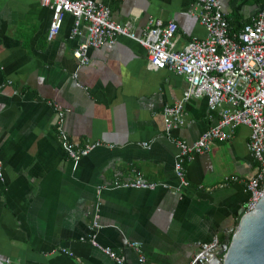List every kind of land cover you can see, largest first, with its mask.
<instances>
[{
	"label": "crops",
	"instance_id": "crops-1",
	"mask_svg": "<svg viewBox=\"0 0 264 264\" xmlns=\"http://www.w3.org/2000/svg\"><path fill=\"white\" fill-rule=\"evenodd\" d=\"M94 1L110 8L115 23L130 22L137 36L151 19L175 22V50L207 35L193 16L194 0ZM218 1L234 32L264 5ZM50 20L40 0H0V263L115 264L92 237L124 264H139L132 242L144 264H190L198 243L225 244L255 171L249 129L235 128L228 141L186 161L188 185L181 186L176 141L193 143L217 124V111L205 97L190 98L183 125L167 134L163 110L182 99L184 76L149 70L145 48L123 36L91 49L89 64L79 67L72 17L52 36ZM66 141L98 145L73 162ZM138 177L168 188L123 187Z\"/></svg>",
	"mask_w": 264,
	"mask_h": 264
},
{
	"label": "built area",
	"instance_id": "built-area-1",
	"mask_svg": "<svg viewBox=\"0 0 264 264\" xmlns=\"http://www.w3.org/2000/svg\"><path fill=\"white\" fill-rule=\"evenodd\" d=\"M40 3L51 12L50 36L58 34L65 16L72 17L71 37L81 39L73 51L79 67L89 64L91 49L113 46L117 38L123 36L145 48L149 70L166 69L186 78L188 88L182 99L164 107L163 121L167 134L171 129L183 125V105L190 98L205 97L209 110L217 111V124L193 143L176 141L178 154L174 162V174L181 186L188 185L184 178L186 161L208 151L212 142L228 141L235 128L247 127L250 131L248 149L256 166L253 176L245 184L248 200L243 214L254 210L264 193V5L248 23L234 32L218 0H194L192 13L205 28L206 38L193 39L182 50H175L177 25L173 21L164 24L151 19L142 35L137 36L130 22L124 25L115 23L110 8L102 2L40 0ZM56 108L59 111L56 127L58 134L63 136V111ZM97 145L66 141L64 149L68 160L78 162ZM123 187L138 190L168 188L166 184L148 183L140 177L123 184ZM93 238L92 245L102 254L115 264H124V257L118 256L108 247H101ZM130 245L139 253L138 263L144 264L145 258L139 243L132 242ZM197 247L198 252L190 264H206L205 254L219 250L215 240L198 243ZM4 264H9V260L6 259Z\"/></svg>",
	"mask_w": 264,
	"mask_h": 264
},
{
	"label": "water",
	"instance_id": "water-1",
	"mask_svg": "<svg viewBox=\"0 0 264 264\" xmlns=\"http://www.w3.org/2000/svg\"><path fill=\"white\" fill-rule=\"evenodd\" d=\"M205 257L206 264H264V193L254 210L242 214L220 250Z\"/></svg>",
	"mask_w": 264,
	"mask_h": 264
},
{
	"label": "trees",
	"instance_id": "trees-1",
	"mask_svg": "<svg viewBox=\"0 0 264 264\" xmlns=\"http://www.w3.org/2000/svg\"><path fill=\"white\" fill-rule=\"evenodd\" d=\"M232 28V30H235L233 27H231ZM218 245H221L220 243H217Z\"/></svg>",
	"mask_w": 264,
	"mask_h": 264
}]
</instances>
